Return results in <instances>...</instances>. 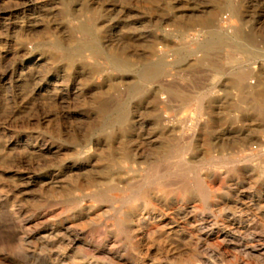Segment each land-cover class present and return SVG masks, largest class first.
I'll list each match as a JSON object with an SVG mask.
<instances>
[{
    "label": "rangeland",
    "instance_id": "1",
    "mask_svg": "<svg viewBox=\"0 0 264 264\" xmlns=\"http://www.w3.org/2000/svg\"><path fill=\"white\" fill-rule=\"evenodd\" d=\"M190 263L264 264V0H0V264Z\"/></svg>",
    "mask_w": 264,
    "mask_h": 264
},
{
    "label": "bare ground",
    "instance_id": "2",
    "mask_svg": "<svg viewBox=\"0 0 264 264\" xmlns=\"http://www.w3.org/2000/svg\"><path fill=\"white\" fill-rule=\"evenodd\" d=\"M220 19V18H219ZM221 20V19H220ZM210 21H212V20H210ZM154 113V112H153ZM109 153H110V151H109ZM111 155V154H110ZM114 157V156H113ZM108 160V159H107ZM115 160V159H114ZM118 160V159H117ZM133 159H131V161H129L130 162V164H134V163H136L135 161H132ZM127 167H128V165H126ZM132 167H133V165H132ZM131 167V168H132ZM130 169V168H129ZM131 170V169H130ZM202 193V192H201ZM142 195H145V192H142L141 193ZM203 194V193H202ZM191 264V263H190Z\"/></svg>",
    "mask_w": 264,
    "mask_h": 264
}]
</instances>
